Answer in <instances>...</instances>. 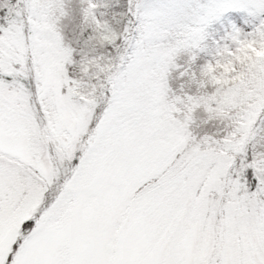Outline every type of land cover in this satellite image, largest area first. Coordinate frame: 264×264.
I'll list each match as a JSON object with an SVG mask.
<instances>
[{
	"label": "snow or ice",
	"instance_id": "snow-or-ice-1",
	"mask_svg": "<svg viewBox=\"0 0 264 264\" xmlns=\"http://www.w3.org/2000/svg\"><path fill=\"white\" fill-rule=\"evenodd\" d=\"M0 264H264V0H0Z\"/></svg>",
	"mask_w": 264,
	"mask_h": 264
}]
</instances>
